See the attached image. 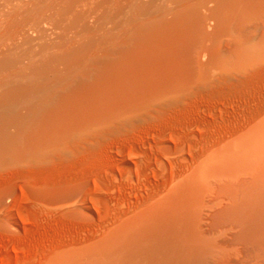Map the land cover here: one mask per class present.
I'll use <instances>...</instances> for the list:
<instances>
[{
	"label": "rangeland",
	"instance_id": "374dc122",
	"mask_svg": "<svg viewBox=\"0 0 264 264\" xmlns=\"http://www.w3.org/2000/svg\"><path fill=\"white\" fill-rule=\"evenodd\" d=\"M212 26L192 44L195 61H178L168 95L147 96L129 124L0 166V264L111 263L120 227L198 168L209 174L208 208L194 219L198 262L264 264V229L248 236L232 208L261 203L264 191V171L252 182L264 164V0L242 1ZM171 37L167 51L184 48Z\"/></svg>",
	"mask_w": 264,
	"mask_h": 264
},
{
	"label": "bare ground",
	"instance_id": "6f19581e",
	"mask_svg": "<svg viewBox=\"0 0 264 264\" xmlns=\"http://www.w3.org/2000/svg\"><path fill=\"white\" fill-rule=\"evenodd\" d=\"M242 1L0 0V166L29 154L53 157L72 138L94 139L129 124L136 106H149L147 96L168 95L178 61L186 67L180 60L194 55L215 16ZM174 33L186 42L168 53ZM197 171L120 227L108 264L200 262L194 219L208 208L209 174ZM263 171L264 164L252 170L254 184ZM260 200L245 209L232 204L248 236L264 229V191Z\"/></svg>",
	"mask_w": 264,
	"mask_h": 264
}]
</instances>
